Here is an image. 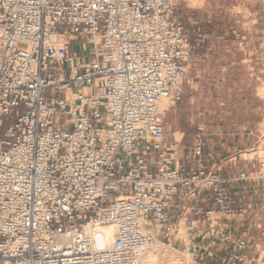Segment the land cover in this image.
Here are the masks:
<instances>
[{
  "label": "built area",
  "instance_id": "built-area-1",
  "mask_svg": "<svg viewBox=\"0 0 264 264\" xmlns=\"http://www.w3.org/2000/svg\"><path fill=\"white\" fill-rule=\"evenodd\" d=\"M204 42L175 0H0V264H135L161 231L215 213L228 234L195 264H251L264 231L243 185L264 161L225 175L204 133L166 141L162 105Z\"/></svg>",
  "mask_w": 264,
  "mask_h": 264
},
{
  "label": "rangeland",
  "instance_id": "rangeland-1",
  "mask_svg": "<svg viewBox=\"0 0 264 264\" xmlns=\"http://www.w3.org/2000/svg\"><path fill=\"white\" fill-rule=\"evenodd\" d=\"M175 2L190 41L203 35L205 42L188 63L181 101L164 110L166 141L183 138L182 146L190 147L204 133L209 146L222 155L225 168H237L232 175L238 170L258 173L264 161V97L259 92L264 86V0ZM263 182L256 179L243 185L257 233L264 231V214L258 205ZM212 218V223L197 222L201 232L190 243L188 264H195L199 242H213L228 234L224 216L215 213ZM247 227L236 226L231 234H242ZM174 229L172 233L161 231L164 240L160 241L182 253L186 241ZM262 242L252 249L251 264H264V236Z\"/></svg>",
  "mask_w": 264,
  "mask_h": 264
},
{
  "label": "bare ground",
  "instance_id": "bare-ground-1",
  "mask_svg": "<svg viewBox=\"0 0 264 264\" xmlns=\"http://www.w3.org/2000/svg\"><path fill=\"white\" fill-rule=\"evenodd\" d=\"M83 43L88 45V42ZM259 92L260 95L264 97V86ZM171 103L172 102L170 100H166L162 105V109H168ZM214 221L218 222V219L215 218ZM174 228L178 235L182 236L186 241V250L184 252H178L172 246L161 241H157L152 246L140 249L136 252L137 261L135 264H188L187 259L190 257L189 253L191 250L190 243L193 237L201 232L198 228V223L193 222L189 224L186 222V220H180L179 223L174 226ZM114 231L115 229L113 227H101L94 222L86 226V233H103L108 244H111L113 241Z\"/></svg>",
  "mask_w": 264,
  "mask_h": 264
},
{
  "label": "crops",
  "instance_id": "crops-1",
  "mask_svg": "<svg viewBox=\"0 0 264 264\" xmlns=\"http://www.w3.org/2000/svg\"><path fill=\"white\" fill-rule=\"evenodd\" d=\"M262 34H264V33H262ZM222 157V155L218 152V158H219V160H221L220 158ZM234 170H237V168L236 167H234V168H230V169H228V168H224V170H223V174H225V175H232L233 173H231V172H233Z\"/></svg>",
  "mask_w": 264,
  "mask_h": 264
}]
</instances>
